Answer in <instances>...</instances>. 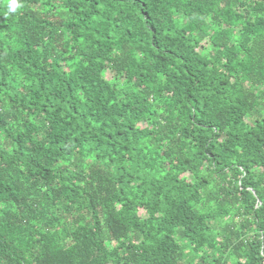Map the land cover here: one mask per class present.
I'll list each match as a JSON object with an SVG mask.
<instances>
[{"label": "trees", "instance_id": "16d2710c", "mask_svg": "<svg viewBox=\"0 0 264 264\" xmlns=\"http://www.w3.org/2000/svg\"><path fill=\"white\" fill-rule=\"evenodd\" d=\"M0 0V264H264V0Z\"/></svg>", "mask_w": 264, "mask_h": 264}, {"label": "clouds", "instance_id": "9594fccd", "mask_svg": "<svg viewBox=\"0 0 264 264\" xmlns=\"http://www.w3.org/2000/svg\"><path fill=\"white\" fill-rule=\"evenodd\" d=\"M22 5L18 3V0H11L9 4V12H16V10Z\"/></svg>", "mask_w": 264, "mask_h": 264}]
</instances>
